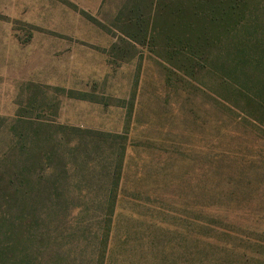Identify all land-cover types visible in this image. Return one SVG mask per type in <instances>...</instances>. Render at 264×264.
I'll list each match as a JSON object with an SVG mask.
<instances>
[{
	"label": "rangeland",
	"instance_id": "obj_1",
	"mask_svg": "<svg viewBox=\"0 0 264 264\" xmlns=\"http://www.w3.org/2000/svg\"><path fill=\"white\" fill-rule=\"evenodd\" d=\"M167 1L0 0V117L127 137L102 259L92 228L52 249L58 264H264V118L218 107L210 73L164 61L184 0ZM245 1L264 30V0Z\"/></svg>",
	"mask_w": 264,
	"mask_h": 264
},
{
	"label": "trees",
	"instance_id": "obj_2",
	"mask_svg": "<svg viewBox=\"0 0 264 264\" xmlns=\"http://www.w3.org/2000/svg\"><path fill=\"white\" fill-rule=\"evenodd\" d=\"M182 2L166 20L170 31L164 61L183 77L210 73L218 107L229 105L262 121L264 30L257 17L247 13L245 0ZM167 3L176 5L175 0ZM3 131L8 139L0 148V264H58L62 254L52 249L60 250L66 236L92 228L100 235L95 250L100 261L111 230L126 135L22 114L0 117ZM83 191L101 198H64Z\"/></svg>",
	"mask_w": 264,
	"mask_h": 264
}]
</instances>
